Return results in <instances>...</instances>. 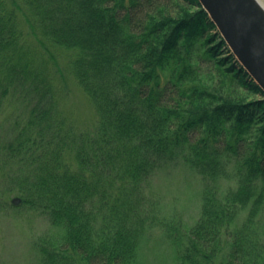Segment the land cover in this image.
I'll use <instances>...</instances> for the list:
<instances>
[{
  "label": "trees",
  "instance_id": "obj_1",
  "mask_svg": "<svg viewBox=\"0 0 264 264\" xmlns=\"http://www.w3.org/2000/svg\"><path fill=\"white\" fill-rule=\"evenodd\" d=\"M22 25L76 51L92 132L66 125ZM14 95L27 113L0 136V205L15 193L54 229L37 264H132L154 227L144 185L177 159L202 184L193 225L163 223L178 263L264 264V92L198 0H0V105Z\"/></svg>",
  "mask_w": 264,
  "mask_h": 264
},
{
  "label": "rangeland",
  "instance_id": "obj_2",
  "mask_svg": "<svg viewBox=\"0 0 264 264\" xmlns=\"http://www.w3.org/2000/svg\"><path fill=\"white\" fill-rule=\"evenodd\" d=\"M22 28L24 43L46 62L52 74L56 108L66 125L77 133L92 132L98 122L97 112L69 68L76 51L48 42H45V50L25 25ZM26 103L21 95L8 96L1 102L0 136L5 135L15 118L26 115ZM226 185L228 183H221L223 187ZM144 188L154 227L145 229L132 264H179L176 246L164 232L163 223L174 218L187 229L193 225L200 209V177L177 159L152 174ZM14 197H18L17 194L5 196L6 205H0V264H37V240L50 235L54 229L39 212L11 204Z\"/></svg>",
  "mask_w": 264,
  "mask_h": 264
},
{
  "label": "water",
  "instance_id": "obj_3",
  "mask_svg": "<svg viewBox=\"0 0 264 264\" xmlns=\"http://www.w3.org/2000/svg\"><path fill=\"white\" fill-rule=\"evenodd\" d=\"M235 59L264 92V0H198ZM20 198L11 200L19 205Z\"/></svg>",
  "mask_w": 264,
  "mask_h": 264
},
{
  "label": "bare ground",
  "instance_id": "obj_4",
  "mask_svg": "<svg viewBox=\"0 0 264 264\" xmlns=\"http://www.w3.org/2000/svg\"><path fill=\"white\" fill-rule=\"evenodd\" d=\"M260 7L262 8V10L264 11V2L259 1Z\"/></svg>",
  "mask_w": 264,
  "mask_h": 264
}]
</instances>
